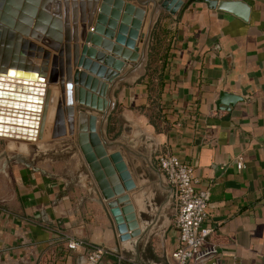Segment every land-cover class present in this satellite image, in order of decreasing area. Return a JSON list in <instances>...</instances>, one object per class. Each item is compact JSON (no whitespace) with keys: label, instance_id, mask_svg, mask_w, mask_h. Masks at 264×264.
<instances>
[{"label":"crops","instance_id":"1","mask_svg":"<svg viewBox=\"0 0 264 264\" xmlns=\"http://www.w3.org/2000/svg\"><path fill=\"white\" fill-rule=\"evenodd\" d=\"M240 1L248 21L205 0H173L156 32L164 51L153 86L142 80L147 62L113 87L115 113L99 134L111 188L121 189L114 198L73 137L52 146L67 156L50 170L0 148V264H83L92 246L107 251L101 264H175L177 204L161 153L192 165L209 192L212 233L190 264H264V0ZM223 92L239 100L219 103ZM71 238L85 246L69 252Z\"/></svg>","mask_w":264,"mask_h":264},{"label":"water","instance_id":"2","mask_svg":"<svg viewBox=\"0 0 264 264\" xmlns=\"http://www.w3.org/2000/svg\"><path fill=\"white\" fill-rule=\"evenodd\" d=\"M172 1L159 0V3L169 10ZM205 1L211 8L229 12L244 21L249 20L251 10L246 2ZM111 2L0 0V136L35 140L34 134L37 129L40 131L42 125L45 105L48 102L55 105L51 137L56 139L69 135L77 138L79 149L106 200L114 198L121 189L116 186L111 188L116 181L109 166L105 144L98 132V117L78 110L75 103L79 99L80 86L101 93L105 92L102 88L107 87L86 72L91 67L90 58H105V54L97 52L95 47H89V43L112 49L113 54L127 59L139 50L135 34L127 38L123 48L113 42L111 28L105 30L104 23L108 20ZM122 3L123 0H119L118 7H122ZM176 4L177 7L181 2ZM127 8L132 10L129 5ZM98 11H102L99 21ZM92 29L95 32H91ZM119 33H128L126 24L120 25ZM35 42L42 47H34ZM34 48L47 58L43 65L34 63ZM107 58L112 59L110 56ZM112 73L105 71L104 77L108 80ZM49 84L57 85L60 94L50 98ZM238 100L237 96L223 92L219 103L232 106Z\"/></svg>","mask_w":264,"mask_h":264},{"label":"rangeland","instance_id":"3","mask_svg":"<svg viewBox=\"0 0 264 264\" xmlns=\"http://www.w3.org/2000/svg\"><path fill=\"white\" fill-rule=\"evenodd\" d=\"M117 2H119V0H112L110 4L111 10L109 11V16L107 17L108 20L104 23L105 30L107 31L108 28H111L114 36L113 42L123 48H125V41L127 38L133 37V34H135L139 50L134 52L132 57L127 59L121 57L120 55L113 54L112 49L107 50L100 45L95 46L91 43L88 44L89 47H95L97 52L105 54V58L104 56L100 58L96 56L95 58H90L91 67L89 70H86V72L88 73V76H92L96 79L99 84L103 83L104 86L107 87L105 89L102 88L105 92L103 93L102 91L101 93L99 91H93L80 86L78 89L79 99L75 104L77 105L78 110H85L89 114L97 115L99 133L105 131L108 118L115 113L113 87L118 86L119 83L131 80L133 77L138 76L137 73L141 72L142 69L146 67L151 48L153 44H155L154 33L160 30V27H162L160 25V21L167 16L166 9L160 5L159 0H123L124 3H122V7H118ZM127 5L131 6L132 10L127 8ZM140 10H142V15H140ZM97 13V21H99V14L102 13V11H98ZM109 23H112L113 27ZM123 23L128 27L127 34L119 33V27ZM137 25L139 26L138 28L136 27ZM91 32L95 31L92 29ZM159 36L161 38L162 33H160ZM35 44L37 47L41 46L37 42H35ZM159 49L160 52L164 51L163 41H161ZM107 56H110L112 59L109 60ZM38 58H41L40 60L42 61V56ZM138 66H140L139 70L135 71ZM132 68H135L133 72ZM108 70L114 72V74L112 73L107 80L104 76L105 71L108 72ZM98 83L96 82L95 86H97ZM56 86L57 85H48L50 91L49 95L51 97L53 94H60L59 89ZM54 108L55 105L50 102L45 105L42 125L40 127L39 135L35 140H20L17 142L12 139H1L0 148L5 146H14L16 149H21V151L27 156L26 162L30 163L34 167L36 166L37 168L50 170L52 167L55 168L57 164L62 162L64 163L67 156L66 152L60 150L57 151L54 148L51 149L54 144L59 142V138L54 139L51 137V127L53 125V114L51 111L54 112ZM66 137L71 136L67 135ZM75 140L77 141L76 137ZM65 145L66 144H64V146ZM75 146L79 147L77 143ZM61 152L63 153L60 154Z\"/></svg>","mask_w":264,"mask_h":264},{"label":"built area","instance_id":"4","mask_svg":"<svg viewBox=\"0 0 264 264\" xmlns=\"http://www.w3.org/2000/svg\"><path fill=\"white\" fill-rule=\"evenodd\" d=\"M159 167L168 183L173 187L176 198L177 214L175 226L178 230V243L172 252L175 264H190L200 260L204 253L202 246L212 233V227L207 224L209 212V192L197 187L198 180L192 165L182 161L171 153H161L158 156ZM242 168L243 163L239 162ZM81 240L71 238L66 248L74 252L84 247ZM212 248L208 253L215 254ZM107 253L102 246H92L86 253L83 264H101Z\"/></svg>","mask_w":264,"mask_h":264},{"label":"trees","instance_id":"5","mask_svg":"<svg viewBox=\"0 0 264 264\" xmlns=\"http://www.w3.org/2000/svg\"><path fill=\"white\" fill-rule=\"evenodd\" d=\"M190 1H201V0H190ZM154 39H155V44H153V46L151 48V52L149 54V61H148L147 68H146V74L142 78V80H146L147 79V82L149 83V86H153V79L155 77H157V78L159 77L158 73H157L158 69H153V64L156 61V56L155 55L160 53V49H159L160 41H159V38H158V34L156 32L154 33ZM162 60H163L162 66H164L165 58L162 57Z\"/></svg>","mask_w":264,"mask_h":264},{"label":"bare ground","instance_id":"6","mask_svg":"<svg viewBox=\"0 0 264 264\" xmlns=\"http://www.w3.org/2000/svg\"><path fill=\"white\" fill-rule=\"evenodd\" d=\"M100 5V4H99ZM38 43V42H37ZM34 47H36L37 48V46H36V44H35V46ZM39 47H42V46H39ZM36 48H34L33 49V53L35 54H33V61H34V63L35 64H38V65H43V63L45 62V60L47 59V58H45V56H44V54H41L38 50H36ZM40 56H42V61L38 58V57H40ZM51 62V61H50ZM51 67H50V64H49V69H50ZM48 73H49V71H48ZM48 77V79H49V76H47ZM57 88H58V86H56ZM47 93H48V91H47ZM54 95V94H53ZM50 96V95H49ZM51 97V96H50ZM51 110V109H50ZM54 110V109H53ZM52 112V114H53V111H51ZM47 128V127H46ZM46 130V129H45ZM49 131H50V129H49ZM39 131H38V129H37V133H35L34 134V137L35 138H37L38 137V135H39V133H38ZM44 132V131H43ZM15 139H19V138H15ZM21 140H23V139H21ZM27 140V139H26ZM29 141H33V139L32 140H29Z\"/></svg>","mask_w":264,"mask_h":264}]
</instances>
